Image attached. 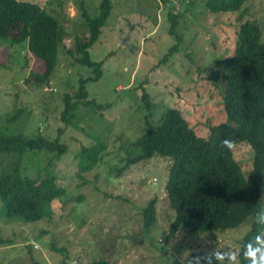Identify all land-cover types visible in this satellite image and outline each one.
<instances>
[{
    "label": "rangeland",
    "instance_id": "374dc122",
    "mask_svg": "<svg viewBox=\"0 0 264 264\" xmlns=\"http://www.w3.org/2000/svg\"><path fill=\"white\" fill-rule=\"evenodd\" d=\"M24 1L39 4L63 26L58 63L47 82L28 87L24 78L30 67L24 68V60L29 57L32 65L34 57L27 42H0V122L11 133L59 136L67 144L60 156L56 150L26 148L21 157L23 175L56 176L66 192L53 201L51 217L24 221L0 214L1 236L8 240L0 243V264H86L95 259L112 264H187L181 257L188 251L191 259L215 247L227 250L229 243L238 250L254 216L216 233L193 234L181 227L169 236L173 210L164 190L166 161L152 157L120 175L113 169L121 165L122 140H133L148 124H157L168 107L180 109L203 136L210 124L225 118L222 63L235 49L240 23L255 21L264 40V0H246L238 11L215 13L207 10L205 0H110V13L88 48L91 61L103 63L101 75L85 83L88 96L79 98L70 122L61 117L65 94L75 97L79 79L95 73L66 49L75 51L77 38L88 34L80 8L96 17L100 0ZM168 13L178 14L181 43L163 59L176 42L167 31ZM160 60L164 62L158 64ZM213 72L219 78H211ZM21 106L24 113L7 121V113ZM98 133L107 143V154L94 169L79 175V145L93 143ZM233 154L247 175L252 147L239 141ZM153 197L155 221L145 230L141 210ZM262 203L264 208V194ZM258 217L264 218V213Z\"/></svg>",
    "mask_w": 264,
    "mask_h": 264
},
{
    "label": "trees",
    "instance_id": "16d2710c",
    "mask_svg": "<svg viewBox=\"0 0 264 264\" xmlns=\"http://www.w3.org/2000/svg\"><path fill=\"white\" fill-rule=\"evenodd\" d=\"M245 1L205 0L204 4L209 12H235ZM80 9L88 34L77 38L75 51L68 48L66 52L78 54L76 62L93 69L95 75L79 79L75 97L65 94L61 117L66 122L72 120V109L79 98L88 96L85 83L100 78L103 63L91 61L88 48L99 37L111 10V1L100 0L99 13L93 18L83 7ZM177 17L178 14H167V31L176 42L167 49L163 59L181 43V35L176 30ZM62 35L63 26L59 20L39 4L0 0V42H27V49L34 57L32 65L29 64V57L24 60V68L30 67L24 78L28 87H38L49 80L58 63ZM163 62L160 60L158 64ZM222 71L225 118L210 124L206 136L199 135L190 126L180 109L168 107L157 124H148L133 140H122L124 154L121 165L113 171L120 175L131 165L152 157L165 160L168 173L164 190L168 206L173 210L167 234L174 235L181 227L193 234L216 233L236 228L247 217L254 216L250 229L242 237L243 244L257 231L255 221L261 219L258 215L263 208L264 194V40L261 27L255 21L246 20L239 24L235 49L223 61ZM211 78H219V73L213 72ZM142 96L148 107L145 88ZM87 101L94 102L93 99ZM24 108L21 106L13 113L8 112L7 121L17 119L22 111L24 113ZM225 138L236 143L246 141L252 147L253 163L247 175L235 160L233 151L221 148L220 142ZM106 147L107 143L99 133L94 135L93 143L80 144L77 174L91 171L103 162ZM26 148L56 150L57 156H60L67 144L59 136L51 138L11 133L0 122V214L11 220L36 221L51 217L53 201L63 196L66 189L59 184L56 176L31 178L22 174L21 157ZM155 202L154 197L150 198L141 210L145 230L155 221ZM7 241L0 232V243ZM86 264L112 263L108 259H95Z\"/></svg>",
    "mask_w": 264,
    "mask_h": 264
},
{
    "label": "clouds",
    "instance_id": "9594fccd",
    "mask_svg": "<svg viewBox=\"0 0 264 264\" xmlns=\"http://www.w3.org/2000/svg\"><path fill=\"white\" fill-rule=\"evenodd\" d=\"M222 149L231 152L236 147V142L225 138L220 142ZM264 213V208H260ZM256 233L236 250L231 243L226 245L227 250L217 247L206 251L203 255L181 257V261L187 260V264H264V218L255 221ZM203 238V237H201Z\"/></svg>",
    "mask_w": 264,
    "mask_h": 264
}]
</instances>
